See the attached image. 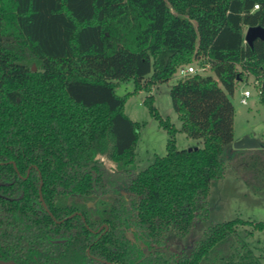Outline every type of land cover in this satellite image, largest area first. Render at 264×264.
<instances>
[{"label": "trees", "instance_id": "16d2710c", "mask_svg": "<svg viewBox=\"0 0 264 264\" xmlns=\"http://www.w3.org/2000/svg\"><path fill=\"white\" fill-rule=\"evenodd\" d=\"M256 25L264 0H0V259L264 264L249 241L264 221L250 217L208 226L189 254L159 249L209 217L213 181L230 161L264 195V149L226 156L239 82L252 76L264 104V40L244 42ZM193 63L210 72L181 76L171 97L182 130L202 145L180 149L152 90ZM128 80L148 92L169 135L166 154L141 171L129 166L140 123L117 92Z\"/></svg>", "mask_w": 264, "mask_h": 264}, {"label": "rangeland", "instance_id": "374dc122", "mask_svg": "<svg viewBox=\"0 0 264 264\" xmlns=\"http://www.w3.org/2000/svg\"><path fill=\"white\" fill-rule=\"evenodd\" d=\"M29 63L32 66L35 65L36 68L39 67L38 61L31 60ZM193 65L198 67L199 63H193ZM201 72L209 73L210 69L206 68ZM180 77L178 73L176 78L159 83L153 88L152 93L154 94V105L158 111L163 116L169 117L178 128L176 134L177 146L180 149H190L201 146L202 143L198 139L189 137L182 130L178 113L173 107L171 87ZM255 85L254 78L251 76L248 82H239L236 92L232 96L235 106L234 135L235 140L247 135L255 137L262 143V149H264V104ZM246 88L252 91V96L249 98L248 104H242L240 98ZM117 92L120 95L129 94L125 103V111L129 117L140 123L136 158L134 163L129 164V166L141 171L152 163L156 156L166 154L169 135L145 103L148 92L135 91L132 80L120 82ZM232 157L233 155L229 159ZM108 163L114 168L117 167L115 163L109 161ZM236 216L264 221V195L253 193L244 183L241 174L233 168L230 161L224 177L213 181L209 217L196 222L185 238L169 234L161 249L167 255L172 253L189 254L208 226ZM249 241L255 243L256 245H254L261 252L264 249V231H256Z\"/></svg>", "mask_w": 264, "mask_h": 264}, {"label": "water", "instance_id": "95a60500", "mask_svg": "<svg viewBox=\"0 0 264 264\" xmlns=\"http://www.w3.org/2000/svg\"><path fill=\"white\" fill-rule=\"evenodd\" d=\"M258 38L264 40V27L261 25L248 26L245 32V41L252 45L253 42ZM33 70H36L35 65H33ZM257 148H262V143L257 138L247 135L238 140H235L232 144H230L226 148V156L231 157L236 151L240 149H257ZM12 162L16 166L15 161H12ZM41 186H42V183H41ZM40 196H41L43 205L46 207V203L44 202L43 197H42L41 188H40ZM90 204H93V203L91 202ZM58 221L60 222L61 220H58ZM0 263L1 264H17L14 260L6 261L2 259H0ZM108 263L115 264L113 262H108Z\"/></svg>", "mask_w": 264, "mask_h": 264}, {"label": "built area", "instance_id": "2783aa9c", "mask_svg": "<svg viewBox=\"0 0 264 264\" xmlns=\"http://www.w3.org/2000/svg\"><path fill=\"white\" fill-rule=\"evenodd\" d=\"M255 8H258V4L255 5ZM244 42L245 39H244ZM206 69V65H199L195 67L193 64L184 65L179 69L180 76H186L191 73H195L197 71H204ZM252 96V91L249 88H246L241 95L240 101L242 104H248L249 98Z\"/></svg>", "mask_w": 264, "mask_h": 264}, {"label": "flooded vegetation", "instance_id": "af4514ba", "mask_svg": "<svg viewBox=\"0 0 264 264\" xmlns=\"http://www.w3.org/2000/svg\"><path fill=\"white\" fill-rule=\"evenodd\" d=\"M124 191H126V192H124ZM122 192H123V193H127L128 191H127L126 189H122ZM90 203H91V202H89L88 204H89V205H94L93 202H92L93 204H90ZM106 226H107V225H106ZM100 229H101V228H100ZM169 234H173V233H169ZM174 235H175V234H174ZM168 236H169V235H168ZM168 236H167V237H168ZM175 236H176V235H175ZM167 237H166V239H167ZM177 237H178V236H177ZM166 239H165V240H166ZM164 242H165V241H164ZM163 244H164V243H163ZM163 244H162V245H163ZM162 245H161V246H162ZM161 246L159 247V249H161ZM161 250H162V249H161ZM162 251H164V250H162ZM172 254H174V253H172ZM166 255H167V254H166ZM174 255L181 256V255H185V254H177V253H175Z\"/></svg>", "mask_w": 264, "mask_h": 264}]
</instances>
